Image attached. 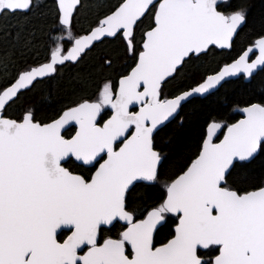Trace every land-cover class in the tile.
<instances>
[{"label":"snow or ice","instance_id":"6c2138e0","mask_svg":"<svg viewBox=\"0 0 264 264\" xmlns=\"http://www.w3.org/2000/svg\"><path fill=\"white\" fill-rule=\"evenodd\" d=\"M41 6L0 0V19L18 18L0 25V264H264V13L96 0L76 31L87 5L53 0V24L25 27ZM245 30L249 47L217 56Z\"/></svg>","mask_w":264,"mask_h":264},{"label":"trees","instance_id":"16d2710c","mask_svg":"<svg viewBox=\"0 0 264 264\" xmlns=\"http://www.w3.org/2000/svg\"><path fill=\"white\" fill-rule=\"evenodd\" d=\"M83 2L87 5L85 8L81 9L78 15V22L75 26L76 31H78L81 27L85 26L90 19L93 18L94 14L96 13L97 9L94 7H90V5L94 4L96 0H83ZM233 2H239V0H233ZM41 7L33 14H31V19L29 21L28 25H25V27H29L31 24H37L40 22L41 17L40 13H47V24L51 25L54 23L53 17H52V5L53 0H40ZM246 3L250 6L251 13L255 17H259L262 13H264V0H246ZM22 23V21H20ZM18 23V18L15 16H9L5 19H0V25H4L10 28V30L14 33L16 31V25ZM245 31H242L241 36L237 37V42L233 49L231 51L225 50L224 52H218L217 56L219 57H229V56H236L237 53L241 51V48H246L250 46L249 41L254 40L255 37H248L245 35ZM49 39L45 35H40L39 37V44L41 45L39 51H40V57L43 58V55L45 54V50L49 45ZM117 42L113 41H105L104 44H97L96 48L93 50V53L91 54L94 58H98L103 55L104 51L108 49L109 47L115 48ZM0 50H6V45L0 44ZM33 56L35 53L32 54ZM29 62H31V57L29 58ZM129 58L126 56L121 55L119 58V61L117 62V71L122 70L124 67H127V64L129 63ZM223 62H230L221 60V63ZM211 66H214V62H210ZM260 75L258 74L257 80L260 79ZM179 79V78H178ZM185 82H188L185 79ZM177 81H171L168 86L165 88V92H169L172 90V88L175 87ZM64 95L63 92L59 94V98H62ZM25 96L30 99L31 102H38L40 99V92L39 91H33L29 93H25ZM55 105H49V104H40L38 107V115L44 114V115H50L53 111V108ZM11 111L13 112H19L20 107L19 104L13 105ZM110 114V113H108ZM106 118V117H105ZM240 115L238 112H236L234 109L230 108L227 113L221 117V119H227L229 122H234V120L239 119ZM175 123V122H174ZM174 125H170V127H173ZM71 131V129H69ZM180 135L186 136L189 138L190 142L192 143L193 150L195 149V143L198 140V127H187L184 130H180ZM220 136H222L223 132L219 133ZM174 226V221L171 222ZM119 229V225L116 226V228H105L104 232H116ZM164 232L166 230H163L161 233V236L159 238H162ZM63 235V234H62Z\"/></svg>","mask_w":264,"mask_h":264},{"label":"water","instance_id":"95a60500","mask_svg":"<svg viewBox=\"0 0 264 264\" xmlns=\"http://www.w3.org/2000/svg\"><path fill=\"white\" fill-rule=\"evenodd\" d=\"M257 55H259L258 50L254 51L253 53H250L251 59H255ZM133 110H136V109H133ZM222 136H223V134H222ZM222 136H221V138H222Z\"/></svg>","mask_w":264,"mask_h":264}]
</instances>
